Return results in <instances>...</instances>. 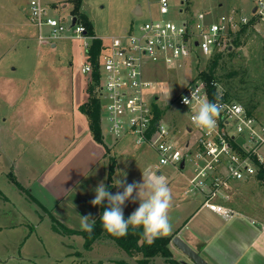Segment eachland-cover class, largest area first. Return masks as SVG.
<instances>
[{
	"label": "rangeland",
	"instance_id": "obj_1",
	"mask_svg": "<svg viewBox=\"0 0 264 264\" xmlns=\"http://www.w3.org/2000/svg\"><path fill=\"white\" fill-rule=\"evenodd\" d=\"M157 1L82 0L81 9L92 22L96 36L106 41L109 37L123 34L132 25L143 24L149 16L154 18L163 17L178 24H183L185 21L194 19L198 11L205 13V21H213L218 15H226L232 9H238L251 19L256 2V0H189L188 2L185 0H169L168 12L162 15ZM136 6L142 8V15L134 14L133 11ZM72 8L73 5H68L59 8L57 10L59 12H57L50 7V11L59 17L66 15L65 21H68ZM243 28L245 30L241 33L238 43H233L230 47H227L219 56L215 68L212 69L216 82L214 83L220 93L222 92L225 96L244 104L250 111L263 117L264 22H256L255 20L254 23H249ZM36 33L37 29L29 22L28 0H0V86L1 77L6 74H31L40 77L65 76L71 72L73 74L74 68L79 69L82 57V42L80 39L71 37L57 39L55 40L57 48L52 49L48 44H39L35 36H30L31 34L36 35ZM86 41L90 43L91 39L87 38ZM214 57L213 54L199 53L186 61L181 60L173 65L163 63L146 64L145 75L153 80L156 85L153 91L154 95L159 97L156 105L160 110V118L176 131V137L180 143L181 141L185 142L193 135L186 130L189 114L175 103V98L189 83L197 79L205 82L202 78H196V76L199 72L203 74L210 73V66L213 64ZM72 63L74 68L71 66ZM13 66H18V71H13ZM35 83V85H41L45 89H49L45 86L53 87L55 85L53 80L41 81V78L39 82ZM53 89L50 88L49 90L52 91ZM102 126V134L107 143H114L118 140L127 146L126 150L108 151L107 171L105 173L104 170H97V179L94 185H91L92 191L99 182L104 180L105 186L110 187L111 193L122 192V188L113 187V182L114 177L122 178L123 173H126L127 183L133 181L142 183L143 177L149 179L155 175H161L167 180L172 191V206L168 213L170 223L173 225L182 222L194 211L200 196L198 194L193 195L192 192L184 193V190L189 187V179L195 172L194 169L197 164L194 159L187 158L183 169H177V167L171 165H161L158 173V170L153 167L155 163H158V156L155 153L151 150L149 152L146 150V153H143V146L136 145L133 136L129 134L121 137L113 135L108 131L105 120ZM67 130L54 129V132L49 136L50 138L45 137L47 139H44V141L49 143L58 139L60 142L68 140L70 138L67 136ZM34 132L39 134L37 130H34ZM6 133L7 130L0 127V134ZM16 136L21 141V135ZM3 138L6 139L5 136ZM262 156L264 158V149L262 150ZM6 166V163L0 164V188L8 198L3 197L4 200H0L2 201V204H0V218L3 217V221L8 222L14 220L31 222L33 225L29 224V228L33 229L34 232L26 240L23 248L20 240L24 233L21 237L20 234L27 231L26 228L19 225L15 231L7 229L0 232V245H3L6 241L5 244L8 246L6 252L0 247L1 255H14V257H6L4 264H72L71 261L75 257H67L68 250L64 248L66 242L74 246V255L78 254V252H75L77 250L83 253V257L75 258V264H91V259L94 262L96 261L93 264H119L118 262L137 264L139 256H131L111 240H98L94 243L93 249L88 251L84 248L83 236L77 235L73 242L67 235L55 234L54 229L49 226L51 216L49 218L45 211L35 208L34 204L29 201L26 203L25 199L21 195L19 196L20 190L14 184L15 182L9 181V178L3 172ZM117 169L121 173L116 174ZM111 170H113L112 173ZM104 177L105 179H102ZM232 191L233 193L229 194L227 198L231 204L264 216V183H261L256 177H252L246 181L241 180L233 183ZM92 195H95V193L92 192ZM133 196H136L135 192ZM139 203L138 199L135 202L130 199L125 203L123 208L125 219L139 207ZM2 205H5V208ZM54 214L58 215V211L55 210ZM59 216L63 218L66 225L83 229L81 227V215L77 211L74 214L73 209H69ZM57 227L63 233L67 230L59 223H57ZM58 235L59 238H57ZM41 247L43 249L46 247L48 252L41 250ZM26 255L32 260L22 261L18 259L20 256ZM180 255L179 252L177 256L180 257ZM177 256L175 257L177 258ZM56 257L60 260L58 261ZM150 264H164V262L162 258L157 257Z\"/></svg>",
	"mask_w": 264,
	"mask_h": 264
},
{
	"label": "built area",
	"instance_id": "obj_2",
	"mask_svg": "<svg viewBox=\"0 0 264 264\" xmlns=\"http://www.w3.org/2000/svg\"><path fill=\"white\" fill-rule=\"evenodd\" d=\"M157 2L160 13L166 14L169 0ZM28 5L29 21L37 29L40 44H50L68 35L81 40L86 56L82 71L92 79L93 64L87 50L98 37L88 33L75 15L65 21L66 16L51 13L44 0H28ZM195 16L183 24L149 16L143 24L132 25L123 34L106 41L101 38L98 97L108 131L117 137L129 134L136 145L152 149L158 156V166L181 169L183 160L194 159L197 165L189 179L188 192L201 195L203 206L228 218L235 210L223 200L228 198L232 183L255 177L264 166V116L234 99L222 98L219 89V96L212 101L207 84L197 79L175 98V103L189 114L186 130L193 135L180 143L176 131L162 118H155L154 104L159 97L154 95L156 85L145 75V68L147 63L173 65L195 54L224 52L244 26L255 20L264 22V0H256L251 19L238 9L218 15L213 21H205L201 11ZM191 91L223 105L214 129L194 125L192 117L198 104L188 106L182 102L184 96L191 99Z\"/></svg>",
	"mask_w": 264,
	"mask_h": 264
},
{
	"label": "crops",
	"instance_id": "obj_3",
	"mask_svg": "<svg viewBox=\"0 0 264 264\" xmlns=\"http://www.w3.org/2000/svg\"><path fill=\"white\" fill-rule=\"evenodd\" d=\"M44 3L49 8H54L55 11L73 5L70 0H44ZM71 11L69 15H72ZM30 36H35L37 39V33ZM48 45L52 49L57 48L56 41ZM81 52L79 69L74 68L73 63L71 65L74 68L73 74L71 72L65 76L40 77L11 73L1 77L0 86V127L7 130L6 134H0V164H7L3 172L9 181L15 182L14 184L20 190L19 196L21 195L26 203L31 202L35 208L45 211L49 218L51 216L49 226L54 229V233L67 235L73 242L77 235H81L76 231L81 229L66 225L59 215L73 209L74 214L77 211L81 216L91 214L93 219L96 218L101 208V205L91 204L95 196L92 195V192H95L92 191L91 185H94L97 179L96 172L101 169L106 173L108 151L126 150L127 146L118 140L114 143H107L103 134L102 142H99L90 130L88 117L82 111L81 106L88 101V86L94 83V80L89 79L88 75L82 71V64L86 60L83 46ZM12 70L18 71V66H13ZM40 78L41 81L53 80L55 84L53 87H45L54 89L50 91L41 85H35ZM97 86L95 92L98 94ZM100 116L102 130V111ZM57 128L59 130L68 129L67 136L70 139L61 142L58 139L49 143L44 141L47 139L45 137L50 138L49 136ZM34 130L39 131V134ZM16 135H21V141ZM146 150L155 153L149 147L143 146L142 152L146 153ZM153 167L158 170V173L160 172L158 164L155 163ZM184 193H188V190L185 189ZM232 193L231 188L229 194ZM6 196L0 188V200H4L3 197ZM199 196L200 200L195 205L194 211L182 222L171 224V231L166 235L172 236L169 247L174 257L180 252V257L177 256L179 260L185 261L186 264H194L172 243L173 237L178 235L197 250L209 264H264V216L237 207L224 199L223 202L235 210L232 216L224 218L203 206L202 196ZM2 207L5 208V205ZM55 210L58 211V215L54 214ZM57 223L67 229L66 232L64 230L65 233L60 231ZM29 224L33 225L23 220L3 221L2 217L0 218V232L7 229L15 231L19 225L26 228L27 231L20 234L21 237L23 233H28L23 234L20 240L23 248L26 240L34 232L29 228ZM147 240L151 239L147 237ZM5 243L6 241L0 247L6 252L8 246ZM64 245V248L68 250L67 257H83V253L78 250L75 251L78 254H73L74 246L71 243L66 242ZM93 247L94 244L87 249L84 240L85 250L90 251ZM41 250L48 252L46 247L44 249L41 247ZM6 257H14V255H1L0 264H4ZM157 257L162 258L164 264H168L161 256L152 258L148 264ZM75 258L71 261L72 264H75ZM18 259L32 260L27 255L20 256ZM56 259L60 260L57 257ZM90 261L91 264L96 262L93 259Z\"/></svg>",
	"mask_w": 264,
	"mask_h": 264
},
{
	"label": "clouds",
	"instance_id": "obj_4",
	"mask_svg": "<svg viewBox=\"0 0 264 264\" xmlns=\"http://www.w3.org/2000/svg\"><path fill=\"white\" fill-rule=\"evenodd\" d=\"M170 96V94H169ZM185 105L198 104V110L193 115L192 121L196 127L214 129L217 117L223 109L219 102H211L206 97L201 98L198 91H191V99L182 97ZM121 173L117 169L116 174ZM113 187L122 188L123 191L111 193L104 182L98 183L94 189L95 196L91 201L93 206L102 205L107 201V208L103 211L100 220L104 229L111 235L122 237L128 232L129 226H142L144 234L150 239L170 233L172 225L169 219V210L172 206V191L167 180L161 175L149 179L143 177L142 183L126 182V173L122 178H115ZM136 196H133V193ZM139 200V207L125 219L123 208L129 200ZM81 227L88 232L93 230L95 219L91 214L80 216Z\"/></svg>",
	"mask_w": 264,
	"mask_h": 264
},
{
	"label": "trees",
	"instance_id": "obj_5",
	"mask_svg": "<svg viewBox=\"0 0 264 264\" xmlns=\"http://www.w3.org/2000/svg\"><path fill=\"white\" fill-rule=\"evenodd\" d=\"M73 4L72 8V14L75 15L79 20L85 25L86 30L88 33L94 35L93 31V24L90 21V19L87 17V14L81 11V2L82 0H70ZM189 1V0H185ZM245 30V28H242L239 32V35H237L234 43H238L239 38L241 36V33ZM102 39L101 38H95L92 41L91 46L87 50V52L90 55V58L92 60L93 64V73H92V79L94 80V83H90L88 86V92H89V99L88 101L81 106L82 111L87 115L89 120V127L90 130L94 136V138L102 142V130H101V116L100 113L102 111L101 103L98 97V94L95 92V88L98 85L99 82V70H98V56L101 51L102 47ZM222 53H215L213 54L214 60L212 66H210V73H202L199 72L196 76V78H202L205 83L207 84V89L210 95L211 100H216L218 95L216 82L214 79V73L212 71L213 68H215L217 64V60L219 56ZM215 82V83H214ZM222 98H228L233 99L230 97H227L223 94ZM154 113L155 118L160 117V110L159 107L154 104ZM113 170H111V173ZM261 183H264V166L260 167L258 170V173L255 176ZM108 190L110 191V187L107 186ZM107 201H104L101 205L100 212L95 218V223L93 225V230L91 232L85 231L84 229H81L79 231H76L77 233L81 234L84 237L85 240V247L87 249L91 248L93 244L98 240H111L115 244H117L119 247H121L123 250H125L128 254L131 256H139L137 258V264H148L149 261L156 257L161 256L165 259V261L168 264H186L182 260L177 259L174 257L170 247L169 243L172 238L171 235L169 236H159L151 240H147V237L144 234V230L142 226H129L128 232L125 236L117 237L114 235L109 234L103 227V224L100 220V217L107 208Z\"/></svg>",
	"mask_w": 264,
	"mask_h": 264
},
{
	"label": "water",
	"instance_id": "obj_6",
	"mask_svg": "<svg viewBox=\"0 0 264 264\" xmlns=\"http://www.w3.org/2000/svg\"><path fill=\"white\" fill-rule=\"evenodd\" d=\"M134 14L141 15L142 9L140 6H137L134 9ZM76 21V17H73L72 22ZM196 44H198L196 42ZM185 160L181 163V168L184 167ZM172 243L182 252L184 253L194 264H209L208 261L193 247H191L186 241H184L180 236L175 235L172 239ZM186 263L185 261H183Z\"/></svg>",
	"mask_w": 264,
	"mask_h": 264
}]
</instances>
